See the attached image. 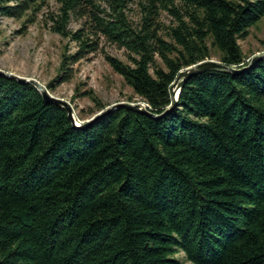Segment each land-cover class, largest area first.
Masks as SVG:
<instances>
[{
	"label": "trees",
	"instance_id": "trees-1",
	"mask_svg": "<svg viewBox=\"0 0 264 264\" xmlns=\"http://www.w3.org/2000/svg\"><path fill=\"white\" fill-rule=\"evenodd\" d=\"M43 2L0 0V16ZM54 2L49 31L75 45L57 81L104 39L126 58L105 63L155 115L209 47L245 67L237 41L264 18V0ZM71 19L81 27L70 31ZM179 251L190 264H264V59L190 77L158 119L120 107L85 129L0 77V264H180Z\"/></svg>",
	"mask_w": 264,
	"mask_h": 264
},
{
	"label": "rangeland",
	"instance_id": "rangeland-1",
	"mask_svg": "<svg viewBox=\"0 0 264 264\" xmlns=\"http://www.w3.org/2000/svg\"><path fill=\"white\" fill-rule=\"evenodd\" d=\"M57 7L54 0H44L35 14L26 12L20 18L0 16V71L37 82L50 96L69 105L77 123L87 121L98 112L92 100L104 106L103 109L120 102L142 103L103 60V56L108 55L126 63L124 51L106 43L104 39L100 40V51L68 66L70 77L67 81H57L56 78L61 75V55L72 54L75 50L72 42L49 31L46 19L49 14L56 12ZM137 15V7L129 5L127 16L131 23L136 21ZM28 19L31 22L24 23ZM160 19L164 24L170 21L165 13H161ZM82 21L71 19L69 30L79 29ZM237 45L244 63H248L255 55L263 54L264 18L249 28L247 37L238 40ZM206 60L218 62L215 49L209 47V58ZM49 83L52 86L46 89L45 86ZM173 257L180 264H190L180 251Z\"/></svg>",
	"mask_w": 264,
	"mask_h": 264
},
{
	"label": "water",
	"instance_id": "water-1",
	"mask_svg": "<svg viewBox=\"0 0 264 264\" xmlns=\"http://www.w3.org/2000/svg\"><path fill=\"white\" fill-rule=\"evenodd\" d=\"M262 59H264V53L259 54V55H255L248 61L247 65L245 67H241L239 69H234V68H231L229 66H225V65L221 64L220 62H216V61H210V60L201 61L195 65L184 68L182 71H179L177 73L173 82L170 84V86L168 88L169 98L171 100V103L159 115H155V114H152L151 112H149L147 105L144 104L143 102L142 103H134V104L120 102V103L112 104L109 107L98 111L94 116H92L90 119H88L87 121H85L83 123L75 122V120L73 119V116H72L71 109L66 102L50 96L46 92V90L42 86H40L37 82H35L34 80H29V79H24V78L12 76L8 73H4L1 71H0V77L11 78V79L15 80L17 83L28 84V85L32 86L37 91L41 100L44 103L56 105L65 111L66 118L68 119V121L70 122L72 127H74L75 129H85L90 124H92L94 121H96L97 119L107 115L108 113H110L113 110L120 108V107L127 109V110L135 111L138 114H142V115L150 117L152 119H158L161 116L166 115L168 112H170L175 107L180 86L190 77L195 76V75H197L203 71H206V70H219V71H224V72H227L230 74H239L243 71L250 69L256 62H258Z\"/></svg>",
	"mask_w": 264,
	"mask_h": 264
},
{
	"label": "bare ground",
	"instance_id": "bare-ground-1",
	"mask_svg": "<svg viewBox=\"0 0 264 264\" xmlns=\"http://www.w3.org/2000/svg\"><path fill=\"white\" fill-rule=\"evenodd\" d=\"M231 68H234V67H231ZM234 69H239V68H234ZM164 116V115H163ZM163 116H161V117H163ZM76 122V121H75Z\"/></svg>",
	"mask_w": 264,
	"mask_h": 264
}]
</instances>
